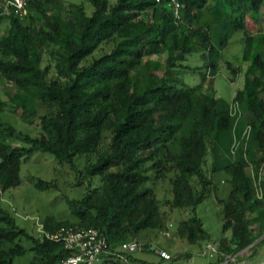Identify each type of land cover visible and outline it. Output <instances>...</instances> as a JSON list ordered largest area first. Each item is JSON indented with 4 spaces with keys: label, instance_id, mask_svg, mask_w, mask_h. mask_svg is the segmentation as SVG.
<instances>
[{
    "label": "trees",
    "instance_id": "obj_1",
    "mask_svg": "<svg viewBox=\"0 0 264 264\" xmlns=\"http://www.w3.org/2000/svg\"><path fill=\"white\" fill-rule=\"evenodd\" d=\"M48 1L31 0L23 20L4 17L0 10V22L10 20L8 33L0 37V72L23 92L24 117H37V101L52 109L39 118L42 133L28 149L13 147L9 139L16 130L0 121L1 191L21 184L28 157L46 153L75 167L76 158L98 153L103 133L111 130L110 152L86 169L87 177H100V186L82 200H68L79 223H46L44 230L96 228L109 243L101 264H123L117 247L148 230L165 229L156 192L148 184L175 171L173 207L194 211L177 235L191 245L207 240L195 212L207 197L204 166L210 158V171L226 173L230 183L228 198L219 200L224 236L217 260L251 248L254 259L264 241L256 243L264 236V195L257 196L259 186L264 190V33L258 32L264 0H179V19L157 0H85L94 8L91 16L83 5L72 4L67 17L47 8ZM27 18L29 26L23 22ZM238 31L244 32L243 61L249 66L244 88L233 100L241 110L236 123L231 103L202 88L216 76L222 53ZM104 45L112 49L85 64ZM47 48L56 77L43 64ZM194 53L203 64L201 82L181 88L176 69ZM161 55H167L163 64L151 59ZM248 127L250 135L242 139ZM25 239L33 253L28 264H58L68 255L63 243L28 235L0 205V264L25 256ZM146 248L151 251L152 245ZM133 255L125 257L128 264H150Z\"/></svg>",
    "mask_w": 264,
    "mask_h": 264
},
{
    "label": "rangeland",
    "instance_id": "obj_2",
    "mask_svg": "<svg viewBox=\"0 0 264 264\" xmlns=\"http://www.w3.org/2000/svg\"><path fill=\"white\" fill-rule=\"evenodd\" d=\"M116 1L111 0L112 3ZM72 4L83 5L89 16L94 11L93 6L85 0H49L46 7L61 14L62 17H67ZM33 15L35 16V14ZM23 22L28 26L31 23L29 18ZM9 29L10 20L2 19L0 22V37L6 35ZM258 32L264 33V8ZM243 38L244 32L241 31L233 35L228 47L222 53L216 76L202 88L205 94L215 98H223L232 104L236 93L244 88L249 64L243 61ZM111 49V45H104L85 64ZM47 50L48 48L44 52L43 64L51 66L50 77H56L55 65ZM151 59L158 60L163 64L167 59V55L153 56ZM202 65L199 53L191 54L186 62L179 64L176 70L179 71V78L182 80L181 88L195 87L200 84L198 68ZM234 69L237 70L236 74L233 73ZM22 93L18 86L6 80L0 72V100L3 107V111H0V121L16 130V135L10 137L9 143L13 147L28 149L32 146L31 140L38 139L42 133L39 118L51 114L52 109L37 101V117L34 120L24 117L23 109L19 106V97ZM111 139V130H106L103 133L98 153L76 158L74 161L75 167L70 164H60L52 155L46 153H36L28 157L22 165L21 184L6 192H2L0 189V205L14 217L20 228L34 237H42L47 232L44 230L46 223L53 227L63 222L78 224L79 220L70 208L68 200H82L91 189L100 186V177H87L86 169L88 166L95 164L101 155L110 152ZM211 164L212 160L209 158L204 166L205 173L210 181L207 188V197L195 212L202 220L209 239L191 245L186 240L178 237L177 230L180 224L189 220L194 215V211L191 208L178 209L173 207L174 194L171 181L175 176V171H171L167 173L166 178L148 184L156 192L161 214L166 220L165 229L162 231L148 230L136 238L143 245V250L134 254L135 258L150 264H160L162 262L160 254L166 252L171 256V259L164 264H222L223 260H217V257L204 256L207 245L211 243L217 247L224 236L223 208L219 200H226L230 192L229 176L223 172L213 174L210 171ZM261 180L264 182L263 177ZM193 185L196 190L201 189L199 181L194 182ZM260 187L263 188L259 186V189ZM251 217L255 218L257 215L254 214ZM252 227L258 235V224H254ZM167 232L170 237L165 236ZM226 237L230 238L231 232H228ZM22 244L26 248L27 254L16 258L15 264H28L33 257V253L30 251L31 243L25 239ZM149 245L154 246L155 250L150 251L149 248H146ZM256 249L255 252L258 254L256 262H261L264 260V241ZM249 250L244 254L254 253V249ZM116 251L117 254H120L123 264H128L125 261L127 254L122 253L119 247L116 248ZM255 259L251 261L253 262ZM103 260L101 258L95 264H101Z\"/></svg>",
    "mask_w": 264,
    "mask_h": 264
},
{
    "label": "built area",
    "instance_id": "obj_3",
    "mask_svg": "<svg viewBox=\"0 0 264 264\" xmlns=\"http://www.w3.org/2000/svg\"><path fill=\"white\" fill-rule=\"evenodd\" d=\"M30 1L31 0H0L1 15L23 20L29 14ZM157 3L165 4L167 7L172 8L175 17L177 19L180 18L181 3L179 0H157ZM230 114L234 118L238 117L236 120L237 123L241 117V110L238 103L233 102L231 104ZM249 135L250 128L248 127L244 131L242 139H247ZM237 145L238 142L235 141L233 153ZM262 177L264 178V166L260 171V179ZM263 195V188H258L257 196L262 198ZM43 236L52 241L63 243L65 250L68 252V255L60 260L58 264H95L103 255L108 253L109 250V243L106 236L96 228L61 226L53 232H45ZM165 236L170 237L168 232L165 233ZM142 250L143 245L136 240L125 242L121 246V251L126 254H136ZM246 251L249 252V249L244 250L236 256L226 258L222 264H264V260L261 262H252V253L244 254ZM217 254L218 248L214 244L209 243L204 252V256L215 258ZM160 255L168 261L171 259V256L166 252H161Z\"/></svg>",
    "mask_w": 264,
    "mask_h": 264
},
{
    "label": "crops",
    "instance_id": "obj_4",
    "mask_svg": "<svg viewBox=\"0 0 264 264\" xmlns=\"http://www.w3.org/2000/svg\"><path fill=\"white\" fill-rule=\"evenodd\" d=\"M263 239V237L260 239V240H258L256 243H258V242H260L261 240ZM255 243V244H256ZM256 259H255V262L258 260V254L256 255V257H255Z\"/></svg>",
    "mask_w": 264,
    "mask_h": 264
},
{
    "label": "water",
    "instance_id": "obj_5",
    "mask_svg": "<svg viewBox=\"0 0 264 264\" xmlns=\"http://www.w3.org/2000/svg\"><path fill=\"white\" fill-rule=\"evenodd\" d=\"M264 237V236H263ZM155 249V247L154 246H152V250H154Z\"/></svg>",
    "mask_w": 264,
    "mask_h": 264
}]
</instances>
